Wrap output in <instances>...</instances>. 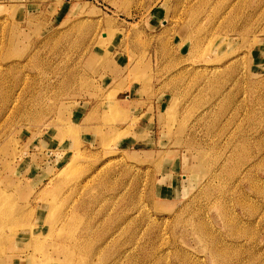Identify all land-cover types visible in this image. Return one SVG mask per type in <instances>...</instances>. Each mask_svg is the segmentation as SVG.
I'll return each instance as SVG.
<instances>
[{
	"label": "rangeland",
	"instance_id": "1",
	"mask_svg": "<svg viewBox=\"0 0 264 264\" xmlns=\"http://www.w3.org/2000/svg\"><path fill=\"white\" fill-rule=\"evenodd\" d=\"M0 264H264V0H0Z\"/></svg>",
	"mask_w": 264,
	"mask_h": 264
},
{
	"label": "crops",
	"instance_id": "2",
	"mask_svg": "<svg viewBox=\"0 0 264 264\" xmlns=\"http://www.w3.org/2000/svg\"><path fill=\"white\" fill-rule=\"evenodd\" d=\"M119 78V77H118ZM128 91H130V92H124L123 93V97H121L120 99L118 98V99H116V102L114 101V104H119V107H122L121 109H123V110H130L131 112H134V111H136L137 112V109L136 108H134V107H130V104L133 102V103H137L139 100H140V95L138 94V96H137V94L136 93H138V91H139V85H130L129 87H128ZM136 95H135V94ZM132 96H137V97H135L136 99L134 100V99H132L131 97ZM143 101H147L146 99L145 100H143ZM140 103V102H139ZM147 103V102H146ZM145 102L143 103V105H145L146 104ZM124 104H126V105H124ZM147 105H148V103H147ZM146 109V108H145Z\"/></svg>",
	"mask_w": 264,
	"mask_h": 264
}]
</instances>
